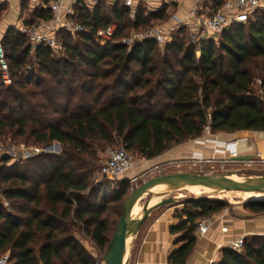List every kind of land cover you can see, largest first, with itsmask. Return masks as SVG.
I'll list each match as a JSON object with an SVG mask.
<instances>
[{
  "label": "trees",
  "instance_id": "trees-1",
  "mask_svg": "<svg viewBox=\"0 0 264 264\" xmlns=\"http://www.w3.org/2000/svg\"><path fill=\"white\" fill-rule=\"evenodd\" d=\"M78 4L73 17L87 32L73 38L59 30L62 55L47 46L32 51L14 28L1 40L12 82L5 87L0 71V136L61 146L59 155L30 158L32 167L9 164L5 153L0 158V256L7 253L9 264H95L70 233L74 220L104 249L115 225L111 216L118 222L127 196L125 181L100 199L89 188L96 147L118 143L151 159L201 136L207 123L212 133L264 132V14L229 27L218 45L205 39L197 46L180 28L164 46L146 40L128 49L100 45L94 35L110 24L117 39L143 31L165 22L163 11L138 8L130 19L123 4ZM37 14L51 18L49 9ZM226 205L212 199L184 203L171 228L183 233L184 243L169 255L170 264L185 263L197 221ZM245 206L264 214V200ZM213 264H264V236L244 238L241 252L222 248Z\"/></svg>",
  "mask_w": 264,
  "mask_h": 264
},
{
  "label": "crops",
  "instance_id": "crops-1",
  "mask_svg": "<svg viewBox=\"0 0 264 264\" xmlns=\"http://www.w3.org/2000/svg\"><path fill=\"white\" fill-rule=\"evenodd\" d=\"M101 1L108 9L117 4H123V0ZM56 2L59 4V10L53 11L51 4ZM216 2L217 0H135L133 6L129 8V15L132 10L134 12L133 17L129 16V18L134 19L138 8H142L144 13L163 11L166 21L151 27L161 26L166 29L171 39L180 28L186 27L193 39L198 22L212 12ZM77 3H79L78 6L84 4L88 9L96 4L93 0H0V40L10 28L20 31L23 27L36 24H44L58 33L59 30H63V23L77 22L73 17ZM45 9L50 10L51 18L38 17L37 13ZM132 32L136 31L130 33ZM213 136L220 142L237 140L240 158L254 157L257 151L264 152V132L262 131L242 130L233 133H215ZM214 137L206 140L189 139L154 158L144 159L137 165L159 168L164 162L177 161L192 154L219 157L222 155L221 152L213 153L210 149L213 147ZM135 166L136 163L127 174L133 171ZM178 205L181 204L160 206L149 214L133 236L127 264H170L169 255L184 243L182 232L171 231V228L179 222L177 214L184 207V205L177 207ZM206 220L209 228L202 236L194 233L195 243L184 264H213L217 261L221 249L229 247L231 241L239 237L264 236V214L252 213L245 204L232 206L231 209L229 205H226L222 210L206 217Z\"/></svg>",
  "mask_w": 264,
  "mask_h": 264
},
{
  "label": "built area",
  "instance_id": "built-area-1",
  "mask_svg": "<svg viewBox=\"0 0 264 264\" xmlns=\"http://www.w3.org/2000/svg\"><path fill=\"white\" fill-rule=\"evenodd\" d=\"M98 1V0H93ZM135 0H123V4L131 8ZM220 2L217 8L201 18L198 22L196 34L193 37L192 43L199 45L203 40L209 37H218L229 27L233 25H244L251 20H254L257 15L264 14V0H217ZM53 11L59 10V4H51ZM133 10L130 13V18L133 17ZM62 29L70 36L75 37L80 33H86L87 29L79 22L69 21L62 24ZM116 25L110 24L107 27L99 29L94 35V41L98 44H114L120 43L130 49L134 44L146 40H152L160 45H165L170 42L171 38L167 35L166 29L161 26H154L143 31L132 32L128 36L115 38ZM20 32L25 35L30 48L34 51L40 46L50 47L52 50L62 53L64 48L62 41L57 37V33L52 31L44 24H36L23 27ZM0 71L2 83L5 87L11 85V76L9 73L8 64L4 57V50L0 40ZM210 117V114L207 115ZM209 123H207L202 131L201 136L194 140H206L214 137ZM213 153L221 152L219 157H205L202 154H192L183 157L182 159L193 166L210 165L213 167L218 164L221 169H225L229 165L249 166L254 161L264 163V152L257 151L254 157L240 158L237 148V140L220 142L215 137L212 139ZM37 154L40 149H35ZM133 158L129 152L123 147L111 148L107 150L106 160L99 169V174L104 177H120L127 173L133 167ZM8 205V202L5 201ZM209 228L206 218L197 221L194 233L198 236L204 235ZM244 238L239 237L230 242L229 247L233 250L241 252L243 250ZM0 264H9V255L2 254L0 256Z\"/></svg>",
  "mask_w": 264,
  "mask_h": 264
},
{
  "label": "rangeland",
  "instance_id": "rangeland-1",
  "mask_svg": "<svg viewBox=\"0 0 264 264\" xmlns=\"http://www.w3.org/2000/svg\"><path fill=\"white\" fill-rule=\"evenodd\" d=\"M1 15V13H0ZM35 24V23H33ZM31 26V25H29ZM186 31L188 29L185 27ZM187 33H190L189 31ZM189 35L190 42L192 43V38ZM76 37V36H75ZM73 37V38H75ZM220 36L218 37H209L207 40H213L215 44L218 45ZM102 45V44H100ZM62 55V53H61ZM261 64V63H260ZM261 84V78L259 76H256L254 79V89L256 91H259V87ZM7 131V130H6ZM215 134V133H213ZM52 143L46 144V145H39L34 144L32 139H26L25 137H12L11 134H5L3 136H0V158L5 153L10 158L9 164L13 162L21 163L22 167H32L34 164L33 161L30 160V158L35 157L39 154H44L48 156H56L61 153V146L59 144V148L55 146ZM53 144V146H50ZM122 147L121 144L115 143L110 145H101L100 147H96V167L91 173L90 177V187L91 189H96L99 191L97 193V198L100 199L104 193L107 195H112L115 189L119 187V183L121 181H125L127 183L126 186V195L131 193L136 187L140 186L143 182L146 180L163 174H170V173H178V172H196V173H203V174H213V173H221V172H228V173H238L240 175H250V176H256V175H264V163L259 161H254L249 166H241V165H229L226 166L225 169H221L218 164H215L213 167L210 165H203L202 168L199 166H193L190 163L184 161L183 159H179L177 161H167L160 165L159 168H147L145 166L137 165V163H140L144 158H142L140 155L135 153H130L134 164L136 163V166L133 171H131L129 174L125 173L123 176L117 177H104L101 174H99V169L103 165V163L106 160V153L108 149L111 148H119ZM35 149H40V152L37 154L35 153ZM171 149V148H170ZM147 168V169H146ZM43 168L39 166V172ZM193 192L190 191H179V192H171L167 195L163 196L160 199H165L166 197H189L192 196ZM255 197H260V195L257 194H250V193H243V192H222L219 193L210 199L219 198L223 201H226L227 205H229V208L231 209L232 206L235 205H243L246 202L252 200ZM146 197L142 199L137 205L141 207L143 203L145 202ZM171 205V204H169ZM167 206V205H166ZM3 207L6 210H10L11 207L8 204H5L3 202ZM44 207V206H43ZM177 207H183V205H178ZM156 209V208H155ZM118 217L112 215L111 220H115V225L117 222ZM70 221V220H69ZM67 221L66 223L68 224ZM74 227L70 229V233H72L74 239L79 242V244L85 249V251L88 253V255L94 260L95 264H104V254L106 247L104 249H100L93 239L90 237V235L86 234L83 230V227L80 225V223L75 222L74 220ZM115 225H113L112 230L109 232V239L111 238Z\"/></svg>",
  "mask_w": 264,
  "mask_h": 264
},
{
  "label": "water",
  "instance_id": "water-1",
  "mask_svg": "<svg viewBox=\"0 0 264 264\" xmlns=\"http://www.w3.org/2000/svg\"><path fill=\"white\" fill-rule=\"evenodd\" d=\"M53 144L59 148V142L55 141ZM193 187L202 191L189 197L172 196L152 202L162 193L189 191ZM226 191L264 196V175L178 172L158 175L146 180L125 197L121 216L105 250L104 264H127L133 236L155 208L168 204L184 205L188 201L210 199ZM145 197L146 200L140 207L139 213L134 215V207ZM252 200H264V197H255Z\"/></svg>",
  "mask_w": 264,
  "mask_h": 264
},
{
  "label": "bare ground",
  "instance_id": "bare-ground-1",
  "mask_svg": "<svg viewBox=\"0 0 264 264\" xmlns=\"http://www.w3.org/2000/svg\"><path fill=\"white\" fill-rule=\"evenodd\" d=\"M189 191H190V192H193V194H197V193H200L202 190L199 189V188H196V187L194 188V187H193V188H190ZM167 194H168V192H165V193L160 194L158 197H155V198L152 200V202L157 201L158 199L162 198L163 196H165V195H167ZM260 197H264V196L260 195ZM139 211H140V207H139L138 205H136V206L134 207V209H133V214L135 215V214L139 213Z\"/></svg>",
  "mask_w": 264,
  "mask_h": 264
}]
</instances>
